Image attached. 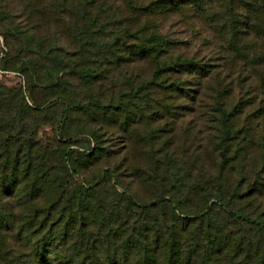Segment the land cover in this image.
Here are the masks:
<instances>
[{
    "label": "trees",
    "instance_id": "16d2710c",
    "mask_svg": "<svg viewBox=\"0 0 264 264\" xmlns=\"http://www.w3.org/2000/svg\"><path fill=\"white\" fill-rule=\"evenodd\" d=\"M35 1L36 5L22 6L26 8L20 12L22 16L31 19L38 11L33 6H39L41 9L38 12H44L43 1L46 0ZM51 1L56 4L55 9L60 16L66 18L72 27L73 39L77 40L78 49L74 52L66 50V53L62 52L58 56L47 36H39V52L43 59L53 63L48 72L52 79H56L53 85L44 88L47 94V98L44 96L46 102L59 101L67 109L98 107L99 103L112 102L118 93L117 96H123L125 91L116 92V81L120 78H130L135 81L134 97L145 93L150 100L147 98L146 105L142 107L139 102L141 99H137L127 111H122L119 105L115 110L102 105L105 106L104 116L111 113L113 118V111H121L126 118H131L133 125H137L140 121L133 119V116L138 114L136 117L140 118L145 112L147 122L154 125L163 117L173 118L181 114L183 108L176 106L178 101L194 104L200 96L204 98L205 103L208 98L212 100L210 108L214 118L210 120L213 125L209 129L210 135L207 139H210L213 154H217L216 170L209 174L207 170L203 171V165L196 167L194 161L200 160V157L196 153L193 156L187 155V147H184L186 152L181 156L168 151L163 154L168 162H187L192 168L195 167V175L200 179L198 181L208 180L207 185L202 182L193 185L194 191L202 192V198L194 207L197 211L190 213L192 217H185L182 227L178 226L176 237L170 236L173 243H162L160 237L144 241L142 251L140 249V255L133 264H255L251 260V246H244L241 241L223 243V235L219 233L221 231L212 226L211 222L215 218L210 212L212 207L209 203L214 206L220 204L229 212L224 205L222 192L225 191L222 188L223 171L231 146L228 138L225 139L224 136V133H229V116L232 113L226 105L229 94L238 93L239 99V94L242 96L243 91L233 86L224 87L223 83L231 77L227 70L238 71L264 64V0H78L77 5V0H69L70 15L64 7L60 9V5H63L58 3L60 0ZM102 15L107 16L109 20L107 29L100 25L105 21ZM175 19L200 21L206 27L210 39H203L202 48L189 53L182 46V42L166 31V26ZM35 23L31 31L37 28V21ZM30 25L31 23H28L26 26ZM19 30V26L13 28L0 25L3 34L13 36L23 33ZM185 45L190 46L188 42ZM28 46L29 43L27 48ZM38 64L37 60H30L28 63L23 62L21 66L28 75L29 71L33 73L37 69ZM78 68L83 70L79 71ZM204 81L213 83L210 90L202 88ZM239 82L240 76L237 77L236 84ZM132 88L133 86L130 87L131 91ZM8 98L7 93L0 89V116H7L8 119L4 127L0 121V206L3 205L0 207V237L5 244V248L0 250V256L4 260L7 255L5 250L10 248V244L21 242L23 236L40 235L42 247H45L55 236L63 239L70 233L81 231L76 228V220L70 223L74 210L69 207L72 204L68 188L52 178L55 165L48 164L50 150L28 135L25 138L28 130L34 125L21 114L20 108L24 109L17 101ZM31 98L34 112L40 113L42 101L35 96ZM21 103L26 109L29 108L22 99ZM241 103L242 101H236L232 104L234 111L237 110L239 114L243 112ZM244 103L247 104L246 101ZM196 108L190 112L193 113ZM124 124H127L126 120ZM235 141L237 148L241 149V146H238V136ZM170 144L171 141H167L166 145ZM168 149L170 150V147ZM160 150L163 151L162 148ZM155 160V179L160 178L165 192L161 187L162 192L159 191L164 193L163 195L156 196L158 198L155 202L150 197L143 204L131 197L142 212L152 211L156 203L168 194L165 186L168 176L166 163L163 159L162 162L157 158ZM57 161L56 165L62 167L64 160L59 158ZM118 172L119 167L114 172L116 178L119 176ZM44 182H49V185L45 186ZM79 190L84 191V186ZM54 191L55 194H52ZM93 191L95 186L87 189V192ZM180 206L181 204H177L174 210L180 209ZM76 211L81 221V216L86 210L79 208ZM114 214V210L106 207L105 211H101L102 225L113 229L111 238L115 241L117 230L124 227L125 223L119 222L118 217L113 219ZM230 214L237 216L233 212ZM25 217H28L26 224L22 222ZM255 223L258 224L257 221ZM56 225H60L62 230L55 232ZM88 246L92 253H96L92 244ZM127 262L124 260L122 264ZM92 263L104 264L103 260L99 259H70L64 264ZM3 264L11 262L6 260ZM37 264L55 263L47 259Z\"/></svg>",
    "mask_w": 264,
    "mask_h": 264
},
{
    "label": "rangeland",
    "instance_id": "374dc122",
    "mask_svg": "<svg viewBox=\"0 0 264 264\" xmlns=\"http://www.w3.org/2000/svg\"><path fill=\"white\" fill-rule=\"evenodd\" d=\"M52 3L51 0L43 1L45 9L43 13L38 12L41 9L39 6H33L38 11L31 20L22 16L20 12L26 9L22 8L24 4L36 5V1L0 0V25H9L13 28L19 26V31H23L13 36L0 31V89L7 93L9 100L17 101L24 109L20 108L21 114L34 125L30 131L28 130L25 138L28 135L50 150L48 164L55 165L52 178L59 180L68 188L72 204L69 207L74 210L71 219L69 217L70 223L76 220V228L81 231L70 233L63 239L55 236L45 247H42L40 235L23 236L21 242L12 243L10 248L5 250L7 253L5 260L0 256L2 258L0 264L6 263V260L11 264H37L47 259L55 264L68 263L70 259L90 261L99 259L103 260L104 264H122V261L127 260V264H133L140 255V249L142 251L144 241L160 237L162 243H173L170 236L176 237L178 226L182 227L185 217H192L190 213L197 211L194 207L202 198V192L194 191L193 185L200 182L207 185L208 180L198 181L200 179L195 175V167L192 168L187 162L182 164L171 160L168 162L163 154L168 151L181 156L186 152L184 147H187V155L193 156L196 153L200 157V160H192L196 162V167L203 165V171L207 170L209 174L216 170L217 154H213L210 139H207L210 135L209 129L213 125L210 120L214 118L210 108L212 100L208 98L205 103L204 98L200 96L198 102L194 104L178 101L176 106L183 108L181 114L173 118L163 117L154 125L147 122L145 112L140 118L136 117L138 114L133 116V119L140 121L137 125H133L131 118H126L121 111H113V118L110 111L109 116H104L105 106L102 105L114 110L118 109L116 107L119 105L122 111L131 109L137 99H141L139 102L142 107L146 105L147 94L142 93L134 97L135 81L130 78H120L116 81L118 83L116 92L125 91L123 96H117L118 93L112 102L99 103L98 107L67 109L62 102H46L44 96L47 98V94L44 88L53 85L56 79H52L48 72L53 63L43 59L39 52L41 47L39 36H47L48 42L55 47L58 56L62 52L66 53V50L74 52L78 49L77 40L73 39L72 27L66 18L56 11V4ZM58 3H62L60 9L64 7L70 15V1L60 0ZM78 3L77 0L75 4ZM38 4L40 5L39 2ZM102 16L105 21L103 20L100 25L107 29L109 20L107 16ZM34 20L38 25L31 31ZM28 23L31 25L27 27ZM166 31L171 32L173 38L182 42V46L189 53L199 51L203 39H210L206 27L198 20L175 19L166 26ZM186 42L190 46H186ZM30 60H37L39 64L33 73L29 71L26 75L21 65ZM222 72L225 73L224 70ZM226 72L231 77L223 83L224 87L241 88L243 93L242 96L239 94L240 100L238 93L229 94L226 105L232 113L229 116V133L227 135L224 133V136L225 139L228 138L231 146L223 171L222 188L225 191L222 192L224 205L229 212L220 204L214 206L210 202L209 206L212 207L210 212L215 218L211 223L221 231L219 233L223 235V243L241 241L244 246H251L252 262L264 264V64H259L255 68L245 67L238 71L234 69ZM238 76L240 82L236 84ZM212 84L204 81L202 88L210 90ZM31 96L42 101L40 113L34 112ZM21 99L28 104V109L21 103ZM235 100L242 101L241 114L232 108ZM195 108L193 113L190 112ZM7 120V116H0L3 127ZM125 120L127 124H124ZM92 135L95 138H92ZM237 136L241 149L237 148L235 141ZM167 141H171L170 146L166 145ZM59 158L64 160L62 167L56 165ZM155 158L161 162L163 159L166 163L168 176L165 186L168 194L156 203L152 211L142 212L131 197L135 201L138 200L139 204H143L150 197L155 202L158 198L156 196L164 194H161L160 178L155 179ZM118 167L120 172L116 178L114 172ZM49 182H44V185H49ZM83 186L84 191H80L79 188ZM93 186L95 191L87 192V189ZM162 189L165 192L163 187ZM52 194H55V191ZM177 204H181L180 209L174 210ZM105 207L114 210L113 219L118 217L119 222L125 223L124 227L117 230L115 241L111 238L114 234L113 229L102 225L101 211H105ZM79 208L86 210L81 216V221L76 211ZM230 212L236 213L237 216ZM27 220L28 217H25L22 222L26 224ZM54 229L55 232L62 230L60 225H56ZM91 244L95 247L96 253H92L88 246ZM4 246L0 237V250L4 249Z\"/></svg>",
    "mask_w": 264,
    "mask_h": 264
}]
</instances>
